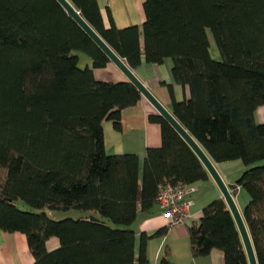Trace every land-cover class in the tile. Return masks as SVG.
Wrapping results in <instances>:
<instances>
[{"label":"trees","instance_id":"trees-1","mask_svg":"<svg viewBox=\"0 0 264 264\" xmlns=\"http://www.w3.org/2000/svg\"><path fill=\"white\" fill-rule=\"evenodd\" d=\"M69 1L132 70L171 60L174 81L190 95L177 100L169 88L174 117L216 162L246 167L232 192L249 194L243 218L264 264V123L255 114L264 105V0H144L142 28H119L112 18L106 27L98 0ZM79 53L92 67H81ZM109 62L57 0H0V230L26 236L33 264H152L151 236L142 233L136 252L139 214L159 209L162 186L209 179L161 116L151 119L161 124L162 145L147 150L142 166L135 154L107 153L104 122L120 130L122 110L142 98L130 81L95 79L93 69ZM59 210L79 216L47 213ZM188 233L193 257L219 249L225 264H249L222 197ZM52 237L59 245L49 250ZM158 264L173 262L165 253Z\"/></svg>","mask_w":264,"mask_h":264},{"label":"crops","instance_id":"crops-1","mask_svg":"<svg viewBox=\"0 0 264 264\" xmlns=\"http://www.w3.org/2000/svg\"><path fill=\"white\" fill-rule=\"evenodd\" d=\"M101 8L103 22L106 27L114 24L119 28L137 25L142 28L146 20L144 0H98ZM81 67H92V60L85 53H79ZM143 83L153 92L165 107L171 111L172 87L177 100L189 98L188 88L178 85L172 76V63L166 59L161 64H149L145 61L133 70ZM95 79L104 82L129 81L121 69L110 61L105 67L94 68ZM261 118L256 117L259 123H264V105L257 110ZM152 116H160L152 103L142 95L141 100L132 107L121 112V129H115L111 121L104 122L105 149L109 154H135L139 157L141 166L149 148H158L162 145V128L158 121L152 120ZM210 157V156H209ZM215 164L223 180L229 186L235 203L243 215L245 206L249 201L247 191L238 187L235 193L232 186L236 183L245 165L241 160L216 162ZM197 190L188 195L193 201L191 216L185 224L171 226L168 233L160 236H152L159 229L169 225L168 221L156 207L152 212H141L133 225L136 233V252L140 247L142 233L151 236L147 241V256L152 264H158L165 253H168L173 264H225L224 254L219 249H213L211 254L204 257H193L190 248L188 225L198 222L203 216V208L211 200L222 197V193L215 181L209 175L206 181L198 182ZM223 198V197H222ZM59 245V240L52 237L47 241V248L53 250ZM27 238L23 233H7L0 230V264H33Z\"/></svg>","mask_w":264,"mask_h":264},{"label":"water","instance_id":"water-1","mask_svg":"<svg viewBox=\"0 0 264 264\" xmlns=\"http://www.w3.org/2000/svg\"><path fill=\"white\" fill-rule=\"evenodd\" d=\"M66 12L78 23L83 31L94 41V43L109 57L110 61L115 63L121 71L127 76L129 81L133 83L141 94L147 98L159 115L163 117L189 144L194 152L201 159L209 175L215 181L219 187L223 199L226 201L229 210L231 211L237 227L240 232V236L243 241V245L247 254L249 264H258V259L253 246V242L246 226L243 215L239 211L233 195L229 189V186L223 180L222 176L218 172L212 159L209 157L207 152L201 147V145L191 136V134L179 123L174 117L172 112L168 110L165 105L159 101V99L153 94V92L143 83V81L134 73V71L126 64V62L116 54L115 51L103 40V38L89 25V23L81 16L79 11L73 6L69 0H57Z\"/></svg>","mask_w":264,"mask_h":264},{"label":"built area","instance_id":"built-area-1","mask_svg":"<svg viewBox=\"0 0 264 264\" xmlns=\"http://www.w3.org/2000/svg\"><path fill=\"white\" fill-rule=\"evenodd\" d=\"M196 190V186L186 183H169L160 188L157 206L169 224L175 226L186 223L187 218L191 216L190 209L193 204L188 195Z\"/></svg>","mask_w":264,"mask_h":264},{"label":"rangeland","instance_id":"rangeland-1","mask_svg":"<svg viewBox=\"0 0 264 264\" xmlns=\"http://www.w3.org/2000/svg\"><path fill=\"white\" fill-rule=\"evenodd\" d=\"M208 36H209V39L211 42V55L214 59L219 60L220 59V52L216 46L215 40H214L213 35L210 31H208ZM255 114H256L257 119L261 118L260 115H258L257 111ZM19 207L23 209L24 207H26L25 203L24 202L19 203ZM47 213L51 218H53L55 220L67 218L68 216L73 217V218H77L79 216V214L76 210H69V211L59 210V211H54V212L48 211Z\"/></svg>","mask_w":264,"mask_h":264}]
</instances>
